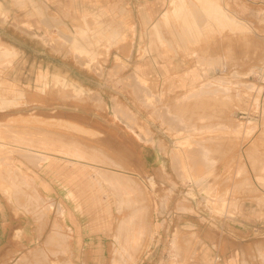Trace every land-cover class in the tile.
<instances>
[{
	"label": "rangeland",
	"instance_id": "1",
	"mask_svg": "<svg viewBox=\"0 0 264 264\" xmlns=\"http://www.w3.org/2000/svg\"><path fill=\"white\" fill-rule=\"evenodd\" d=\"M212 1L238 24L207 23L199 0L185 18L171 0H18L27 10L0 13V264H205L208 225L245 202L264 212V0ZM143 64L162 75H139ZM16 144L95 166H79L78 187ZM17 164L49 184L22 181L43 197L40 218L8 181ZM93 167L129 178L130 197ZM81 189L82 209L69 192ZM61 225L67 249L49 241Z\"/></svg>",
	"mask_w": 264,
	"mask_h": 264
},
{
	"label": "bare ground",
	"instance_id": "2",
	"mask_svg": "<svg viewBox=\"0 0 264 264\" xmlns=\"http://www.w3.org/2000/svg\"><path fill=\"white\" fill-rule=\"evenodd\" d=\"M200 3H202V5L204 6L205 5V9L203 12L205 15H206V19H207V23L209 22H216V24L220 27H226V26H233V25H237L238 24V20L236 18H234L233 16H231L226 10L225 8H223L222 6H220L218 3L216 2H213L212 0H199ZM171 6H173V10H171L170 12L173 14V16L175 17H178V18H185L186 16V13H187V10H186V0H171ZM192 7V6H191ZM197 9V8H196ZM170 12H167V11H164L162 14H161V20L166 23L168 18H169V14ZM195 18V17H194ZM206 23V24H207ZM199 24H197V22L194 20L193 22V26L197 27ZM152 29H155L157 32V38L159 39V41L161 40V35L159 33V31L157 30V28L155 26L152 27ZM199 29V27H198ZM150 68L149 65L147 64H143V65H140L138 66V69L140 72H144V71H147L148 69ZM252 85V84H250ZM208 89L206 88V91ZM211 89H209L208 91H210ZM212 90H216L215 87H212ZM212 92V91H210ZM140 95H141V98H143L144 102L146 103H152L153 101V97L150 96V94H148L146 91H144L143 89L141 90L140 92ZM87 118V117H86ZM94 120V119H93ZM102 125V124H101ZM106 126V125H105ZM14 134V133H13ZM23 134V133H21ZM27 134V133H25ZM17 135V134H16ZM14 136V140H16L17 142L19 143H24L26 142V140L23 139V137H19V136ZM44 143V142H43ZM42 143V144H43ZM18 151L21 152V154L24 156V158L27 160V162L29 164H31L32 166L36 167V166H43V165H46V169L51 173H55V172H59V171H62L63 169L64 170H67L66 174H65V177H67L66 180H69L71 182H76L77 186L79 187L80 186V182L81 180H78V179H75L74 178H78L80 173H79V170H80V167L79 166H84L83 164H90V166H95L91 163H87L85 162L84 160H82L83 157H81V154L80 152L78 151H72V152H68L70 151L69 148H68V151H65V150H62L59 151V150H54V151H51V152H46V151H43V150H39L37 148H27L21 144H16V145H13ZM72 147V146H70ZM77 148V147H76ZM65 149V148H64ZM71 150H73L72 148H70ZM85 156V155H83ZM85 158V157H84ZM58 159V160H57ZM64 161L65 163H68L72 166L73 169L75 170H69L67 169L66 167L63 168V166H61L60 162ZM66 164V165H68ZM65 165V164H64ZM74 166V167H73ZM98 165H96L97 167ZM12 170H13V173L10 177H8V181L9 179L11 178L12 179V182L13 184L11 185V188L13 189V191H16L18 192V194H21V196H26V198H24V200L26 199V203L29 204L28 206V210H30L32 213H33V217L34 218H40V217H35L36 216V210L38 212H40V208H36L37 207V204L39 205V203H37V201L39 202V200L37 199L38 194L36 191L32 190L33 192H35V194L37 196H35L31 191L29 192V188L27 185H25V183H22V181H25L29 187L33 186H37L38 187V184H40L39 182H42L43 180H41V178L38 177V175H29L28 173H26L25 171L21 170V166L20 164H17L15 166H12ZM100 167H103V166H100ZM94 169V167H93ZM83 170V169H82ZM92 170V169H91ZM96 170V173L103 178V180L107 183V185H109L110 187H112L114 190H116L119 194L122 193H125V195L128 197H130V193L127 189H130L132 190L129 186H130V182L131 180L129 178H125V176H121L122 174L118 173L117 171H107L103 168L102 169H99L98 168L94 169ZM93 170V171H94ZM109 170H113V169H110ZM73 171V172H72ZM77 171V172H76ZM91 173V172H90ZM148 180L150 181L151 185L152 186H155L154 182H153V179L151 178L150 175H147ZM0 178L3 180V175H0ZM92 178V177H90ZM47 179V178H46ZM80 179V178H79ZM127 179V180H125ZM59 182V181H58ZM92 182V181H90ZM82 184V183H81ZM85 184V183H84ZM49 184L45 183V182H42V186L46 189L49 188V186H47ZM61 186V184H59ZM91 185V184H90ZM83 185H81L80 187H82ZM62 187V186H61ZM77 187V188H78ZM102 187V186H101ZM39 188V187H38ZM52 188V187H50ZM102 189V188H101ZM12 191V192H13ZM7 192V191H6ZM14 192V193H16ZM70 192V195L73 196L74 198L76 197V200L78 201V204H77V208H81L82 209V206H83V202H82V198H84L86 196L85 192L81 189L80 191H78L76 194L73 192V191H69ZM88 192V191H87ZM93 192V191H92ZM96 192V191H95ZM98 192V191H97ZM15 195H13L15 197ZM40 195V194H39ZM19 197V196H18ZM43 198V197H42ZM41 197H39V199L41 200L42 199ZM71 198V197H70ZM90 198V197H89ZM15 199V198H13ZM125 199V198H124ZM84 200L87 201L86 197L84 198ZM104 201V200H103ZM45 203V202H44ZM33 205V206H32ZM41 206V205H40ZM105 206V205H104ZM31 207V208H30ZM50 207V206H49ZM109 207V206H108ZM25 208V207H24ZM30 208V209H29ZM44 208V207H43ZM86 210H89V208H86ZM1 212V211H0ZM108 212V210H107ZM73 225H74V228L76 229V231L78 230V226L75 222H73ZM62 229V225L60 226L59 229H57L56 231H54L52 234H51V238L49 241L51 240H59L60 241V244H58L59 246L62 245L63 246V249H67V247L69 246V244L67 243V240L66 238L62 237L63 235H60V230ZM62 232V231H61ZM63 234V233H62ZM81 235V234H80ZM133 235V234H132ZM131 236V235H129ZM135 236V235H134ZM124 237H126L124 235ZM123 237V239H124ZM136 237V236H135ZM135 237H130L131 239H127L125 240L124 239V245H123V248L124 249H127V248H131V244L132 242H136V238ZM45 239V238H44ZM95 241V240H94ZM43 242V241H42ZM51 243V242H50ZM70 243V242H69ZM48 244V243H47ZM45 245V244H44ZM57 245V246H58ZM60 246V247H62ZM130 246V247H129ZM136 246V244H135ZM43 247V246H42ZM45 247V246H44ZM47 247V246H46ZM45 247V248H46ZM138 247V245H137ZM51 248V247H50ZM48 249V248H47ZM59 249V247H58ZM61 249V248H60ZM132 249H136L135 247H133ZM42 250L44 252L45 249L42 248ZM63 251V250H62ZM65 251V250H64ZM34 252H37V251H34ZM53 252V251H52ZM75 252V251H74ZM50 253V252H49ZM49 253H46L43 257H46ZM57 253H62L61 251L57 252ZM68 253V251H67ZM31 254V253H30ZM63 254V253H62ZM71 254V253H70ZM69 254V255H70ZM5 255V254H4ZM37 254L34 253L32 256H34V258H36ZM30 256V257H32ZM73 256V255H71ZM5 257V256H4ZM39 257V256H38ZM132 257V256H131ZM50 258V257H49ZM56 258V257H55ZM33 259V258H32ZM46 259H48L46 257ZM37 260V259H35ZM90 261V260H89ZM37 262V261H36ZM35 262V263H36ZM137 262V261H136ZM34 263V262H33ZM55 264H60V259L57 258L56 261L54 262ZM65 263V262H64ZM61 262V264H64ZM32 264V263H31ZM69 264H74V263H69ZM111 264H117L116 262H112ZM134 264H135V261H134Z\"/></svg>",
	"mask_w": 264,
	"mask_h": 264
},
{
	"label": "crops",
	"instance_id": "3",
	"mask_svg": "<svg viewBox=\"0 0 264 264\" xmlns=\"http://www.w3.org/2000/svg\"><path fill=\"white\" fill-rule=\"evenodd\" d=\"M23 10H27V8H21L18 0H0V13L8 14V18L15 11ZM0 19L2 20V18ZM11 23L12 21H8L9 26H12ZM5 43L9 45V42ZM154 69L156 68L151 67L138 74L151 77L161 74ZM242 212V214L226 219L223 223H217V227L212 224L206 227L205 231L212 236L211 241L215 245H212L211 241L206 242L207 248L201 250V258L205 264L262 263L260 255L264 256V243L258 241L264 240V221L260 219L262 216L264 217V212L249 202L242 204ZM254 227H258L259 232H256L257 229ZM155 250L154 252L157 254V249Z\"/></svg>",
	"mask_w": 264,
	"mask_h": 264
}]
</instances>
